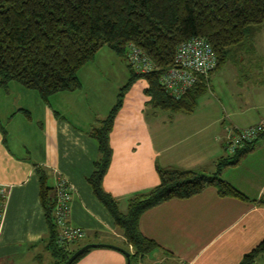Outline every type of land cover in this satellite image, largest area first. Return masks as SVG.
Here are the masks:
<instances>
[{
  "label": "crops",
  "instance_id": "obj_1",
  "mask_svg": "<svg viewBox=\"0 0 264 264\" xmlns=\"http://www.w3.org/2000/svg\"><path fill=\"white\" fill-rule=\"evenodd\" d=\"M93 62L79 69L80 88L53 93L47 102L15 81L0 88V185L6 190L0 264H38L39 249L50 256L51 264L54 261L46 248L48 228L35 166L48 171L52 187L58 177L71 186L67 221L86 232L75 247L105 243L132 252L87 182L99 158L98 142L90 131L109 112L118 93L108 96L101 89L94 80ZM141 80L139 93L134 92V81L123 96L109 138L111 159L102 178V188L122 213L131 197L159 183L156 165L212 174L218 160L236 156L237 151L230 154L223 145L228 128L248 127L264 117V24L248 42L228 50L225 62L207 77V89L190 113L146 105L147 83ZM247 147L236 164L221 168L220 176L249 199L264 198V134L239 151ZM138 225L157 247L134 264H239L264 238V206L219 196L208 186L188 198H171L146 209ZM72 264H127V259L110 247L93 248Z\"/></svg>",
  "mask_w": 264,
  "mask_h": 264
},
{
  "label": "trees",
  "instance_id": "obj_2",
  "mask_svg": "<svg viewBox=\"0 0 264 264\" xmlns=\"http://www.w3.org/2000/svg\"><path fill=\"white\" fill-rule=\"evenodd\" d=\"M262 24L264 0H0V88L16 81L27 90H36L47 102L53 93L80 88L79 69L93 60L102 46L122 56L130 66L128 47L134 45L155 64L148 73L130 69L129 80L119 88L115 103L90 131L98 142L99 158L87 182L121 229L127 245L132 247V252L126 249L130 264L157 247L155 241L141 233L138 221L143 211L162 201L188 198L213 186L219 196L264 206V198L249 199L220 176L221 168L236 164L249 147L238 150L236 156L218 160L212 174L156 165L159 183L148 192L131 197L125 213L102 188L112 155L110 133L123 96L133 82L146 81V105L162 111L190 113L207 89V78L201 76L179 98L171 96L159 81L161 71L174 64L179 44L197 36L206 39L217 56V68L225 62L230 48L248 42L252 32ZM25 113L29 117V112ZM35 169L48 228L46 248L54 257L52 264H63L82 245L75 247L74 242L67 249L57 245L55 186L49 184V173L43 166ZM261 256L264 238L242 256L239 264H254Z\"/></svg>",
  "mask_w": 264,
  "mask_h": 264
},
{
  "label": "built area",
  "instance_id": "obj_3",
  "mask_svg": "<svg viewBox=\"0 0 264 264\" xmlns=\"http://www.w3.org/2000/svg\"><path fill=\"white\" fill-rule=\"evenodd\" d=\"M128 64L138 73H148L155 68L154 62L140 48L129 45L127 53ZM217 56L211 44L202 37H192L179 44L174 56V64L161 71L159 81L162 87L173 97L179 98L201 76L207 78L216 68ZM264 134V117L248 127L228 128L223 145L230 154L254 141L258 135ZM6 190L0 185V222L5 206ZM56 204L54 208L55 221L58 226L56 243L67 249L71 243L85 237L83 228L72 226L67 221L71 186L62 177L55 183Z\"/></svg>",
  "mask_w": 264,
  "mask_h": 264
},
{
  "label": "rangeland",
  "instance_id": "obj_4",
  "mask_svg": "<svg viewBox=\"0 0 264 264\" xmlns=\"http://www.w3.org/2000/svg\"><path fill=\"white\" fill-rule=\"evenodd\" d=\"M93 68L95 70V78L96 82L99 80L98 84H100L101 89H104L108 96H113V92L115 93L119 91V88L126 84L129 80L130 69L132 67L127 65L125 59L122 56L117 55L114 51L110 50L107 46H102L97 54L94 57ZM134 70V69H133ZM132 70V71H133ZM141 79L135 80L134 84V92L139 93L138 90L141 88ZM16 85L20 86L18 82ZM22 87V86H20ZM25 89V88H23ZM26 91V90H25ZM37 93L36 90H30ZM107 99V95L102 98V100ZM164 112V111H163ZM27 132V130H25ZM81 242V241H80ZM93 248H106V247H92ZM38 264H51V258L49 255L45 253L43 249H39V258H37ZM25 259H19L18 262L23 263ZM23 264H29L23 263ZM254 264H264V256L259 257Z\"/></svg>",
  "mask_w": 264,
  "mask_h": 264
},
{
  "label": "water",
  "instance_id": "obj_5",
  "mask_svg": "<svg viewBox=\"0 0 264 264\" xmlns=\"http://www.w3.org/2000/svg\"><path fill=\"white\" fill-rule=\"evenodd\" d=\"M103 246L110 247V248L121 251L127 258V264H130L129 253L125 249L120 248L115 245L105 244V243H86L82 245L81 247H79L78 249H76L74 252H72V254L65 260L63 264H71V262L86 249H89L92 247H103Z\"/></svg>",
  "mask_w": 264,
  "mask_h": 264
}]
</instances>
